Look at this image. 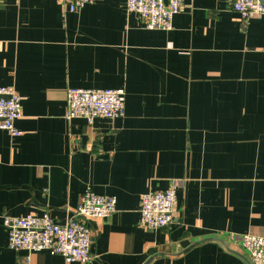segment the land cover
Returning <instances> with one entry per match:
<instances>
[{
    "label": "crops",
    "instance_id": "obj_1",
    "mask_svg": "<svg viewBox=\"0 0 264 264\" xmlns=\"http://www.w3.org/2000/svg\"><path fill=\"white\" fill-rule=\"evenodd\" d=\"M0 85L22 97L23 132L0 129V264H66L10 249L2 216L48 211L65 223L88 186L117 198L112 216L89 220V264H250L226 235H264V14L184 0L162 30L126 0L76 12L3 0ZM70 87L124 88V116L67 120ZM174 178L178 220L144 227L141 195Z\"/></svg>",
    "mask_w": 264,
    "mask_h": 264
},
{
    "label": "built area",
    "instance_id": "obj_2",
    "mask_svg": "<svg viewBox=\"0 0 264 264\" xmlns=\"http://www.w3.org/2000/svg\"><path fill=\"white\" fill-rule=\"evenodd\" d=\"M96 0H61L68 11L76 12ZM3 0H0V5ZM184 0H126L128 13L137 14L148 29L171 30L173 18ZM233 9L244 20L264 14V0H232ZM126 108L124 88L70 87L66 93L64 117L84 118L92 125L96 118L122 117ZM22 114V97L13 86L0 85V129L12 136L23 132L16 126ZM181 180L174 178L162 190H148L140 198V222L152 230L174 224L179 216L177 191ZM114 195L99 194L88 186L80 197L71 217L65 223L56 222L48 211L41 215L15 216L3 214L2 224L8 231V247L14 251H48L63 256L66 264H89L92 260L93 230L89 220L106 219L116 211ZM229 241H239L250 264H264V235L227 231ZM29 258V257H28Z\"/></svg>",
    "mask_w": 264,
    "mask_h": 264
}]
</instances>
